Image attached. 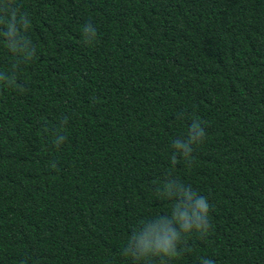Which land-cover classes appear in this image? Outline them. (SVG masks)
Segmentation results:
<instances>
[{
    "label": "trees",
    "instance_id": "trees-1",
    "mask_svg": "<svg viewBox=\"0 0 264 264\" xmlns=\"http://www.w3.org/2000/svg\"><path fill=\"white\" fill-rule=\"evenodd\" d=\"M13 4L36 51L24 62L0 35L15 74L0 82V264H264V0ZM193 121L205 136L185 158L172 143ZM167 175L206 197L211 227L134 262L133 230L171 214Z\"/></svg>",
    "mask_w": 264,
    "mask_h": 264
},
{
    "label": "clouds",
    "instance_id": "clouds-1",
    "mask_svg": "<svg viewBox=\"0 0 264 264\" xmlns=\"http://www.w3.org/2000/svg\"><path fill=\"white\" fill-rule=\"evenodd\" d=\"M0 26L6 29L0 32V35L5 37L6 48L24 62L31 60L35 55V46L20 31H27L28 21L14 6L13 0H0ZM83 32L88 42L95 40L96 29L92 24L85 25ZM15 67L17 65H14ZM0 82L14 85L15 74L8 76L0 72ZM204 136L201 124L193 121L187 136L175 139L172 147L176 153L187 158L193 150V145L202 143ZM64 140V135L58 133L55 143L59 146ZM158 193L173 201L171 214L156 216L150 222L143 223L142 227L133 230L122 255L134 262H146L151 257H174L178 254L177 246L185 235L195 232L203 236L211 227L208 219L210 205L206 197L186 188L171 175L164 178ZM202 264L214 262L205 259Z\"/></svg>",
    "mask_w": 264,
    "mask_h": 264
}]
</instances>
